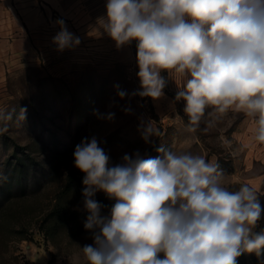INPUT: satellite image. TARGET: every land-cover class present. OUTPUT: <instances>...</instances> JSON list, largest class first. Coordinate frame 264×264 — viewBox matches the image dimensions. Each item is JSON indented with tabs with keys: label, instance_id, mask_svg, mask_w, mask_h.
<instances>
[{
	"label": "clouds",
	"instance_id": "1",
	"mask_svg": "<svg viewBox=\"0 0 264 264\" xmlns=\"http://www.w3.org/2000/svg\"><path fill=\"white\" fill-rule=\"evenodd\" d=\"M105 8L94 28L117 48L138 41L134 95L158 99L166 87L162 71L186 75L175 99L186 102L189 131H197L207 108L242 112L254 122L253 140L264 145V0H107ZM54 26L58 52L79 46L64 20ZM11 118L0 111V120ZM160 135L153 121L142 131L145 143ZM157 151L125 154L113 165L94 137L76 145L74 166L85 174L84 228L94 241L82 247L89 264H237L244 252L259 256L264 232H252L262 211L257 191L221 186L219 165L203 156ZM99 191L116 200L106 216Z\"/></svg>",
	"mask_w": 264,
	"mask_h": 264
},
{
	"label": "rangeland",
	"instance_id": "2",
	"mask_svg": "<svg viewBox=\"0 0 264 264\" xmlns=\"http://www.w3.org/2000/svg\"><path fill=\"white\" fill-rule=\"evenodd\" d=\"M106 3L70 0V13L55 8L51 22L64 20L80 37L79 46L58 52L45 43L52 39L40 37L43 43L35 48L22 45L0 75V111L12 113L11 120H0V128H7L0 132V173L7 177L0 181V264H89L82 251L94 243L84 228L85 174L73 159L76 145L85 138L94 137L113 165L136 151L156 157L163 147L203 156L206 162L216 153V164L231 167L224 149L223 134L228 132L213 129L214 122L222 126L224 120L215 121L206 109L197 131L188 130L186 102L175 99L186 75L162 71L166 87L160 98L134 95L140 90L138 41L117 48L110 36L94 28L106 13ZM46 26L52 36L59 31L50 21ZM118 91L126 93L123 99ZM109 114L114 118L108 119ZM149 121L161 135L145 143L142 131ZM95 199L105 205V216L116 202L103 191ZM258 222L253 233L264 232V221ZM237 264H264V248L259 256L242 253Z\"/></svg>",
	"mask_w": 264,
	"mask_h": 264
},
{
	"label": "crops",
	"instance_id": "3",
	"mask_svg": "<svg viewBox=\"0 0 264 264\" xmlns=\"http://www.w3.org/2000/svg\"><path fill=\"white\" fill-rule=\"evenodd\" d=\"M69 3L70 0H0V75L5 70V63L16 56L15 52L22 50V45L35 48L41 42L40 37L52 39L53 32H49L46 26L49 21L51 26L54 24L51 13L55 8L59 10V6L70 13ZM45 43L47 46L48 43L52 44L51 41ZM207 113L214 116L215 121H225L222 126L214 122V130L228 132L223 134L224 149L229 152L231 167L226 170L219 166L224 174L221 177L223 183L231 191L238 190L244 184L254 188L262 209L259 220L264 221V145L253 140V120L242 112L231 110L220 115L214 109L207 108ZM208 162L217 163L216 153H212Z\"/></svg>",
	"mask_w": 264,
	"mask_h": 264
}]
</instances>
